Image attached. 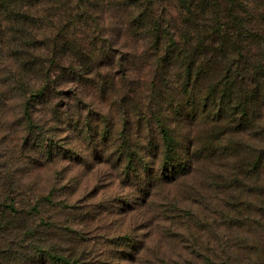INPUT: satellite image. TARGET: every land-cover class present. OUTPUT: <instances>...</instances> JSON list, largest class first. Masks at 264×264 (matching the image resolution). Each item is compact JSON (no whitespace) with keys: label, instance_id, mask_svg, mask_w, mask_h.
I'll return each mask as SVG.
<instances>
[{"label":"trees","instance_id":"obj_1","mask_svg":"<svg viewBox=\"0 0 264 264\" xmlns=\"http://www.w3.org/2000/svg\"><path fill=\"white\" fill-rule=\"evenodd\" d=\"M263 103L264 0H0V264H81L94 210L55 163L170 183L247 150Z\"/></svg>","mask_w":264,"mask_h":264},{"label":"rangeland","instance_id":"obj_2","mask_svg":"<svg viewBox=\"0 0 264 264\" xmlns=\"http://www.w3.org/2000/svg\"><path fill=\"white\" fill-rule=\"evenodd\" d=\"M250 137L247 150L200 160L197 173L170 183L126 177L94 159L55 163L45 173L55 177V198L81 199L94 210L72 224L88 239L77 252L81 264H264V103L260 134ZM210 186L211 195L198 194Z\"/></svg>","mask_w":264,"mask_h":264}]
</instances>
